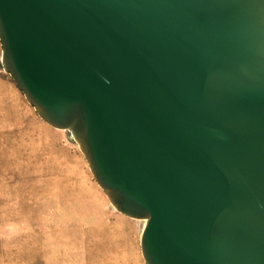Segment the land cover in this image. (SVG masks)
<instances>
[{"label":"water","instance_id":"water-1","mask_svg":"<svg viewBox=\"0 0 264 264\" xmlns=\"http://www.w3.org/2000/svg\"><path fill=\"white\" fill-rule=\"evenodd\" d=\"M0 41L146 264H264V0H0Z\"/></svg>","mask_w":264,"mask_h":264},{"label":"rangeland","instance_id":"rangeland-1","mask_svg":"<svg viewBox=\"0 0 264 264\" xmlns=\"http://www.w3.org/2000/svg\"><path fill=\"white\" fill-rule=\"evenodd\" d=\"M144 226L111 208L71 134L0 69V264H146Z\"/></svg>","mask_w":264,"mask_h":264},{"label":"bare ground","instance_id":"bare-ground-1","mask_svg":"<svg viewBox=\"0 0 264 264\" xmlns=\"http://www.w3.org/2000/svg\"><path fill=\"white\" fill-rule=\"evenodd\" d=\"M10 74V73H9ZM11 75V74H10ZM98 183V182H97ZM98 185H99V183H98ZM100 186V185H99ZM101 187V186H100ZM102 188V187H101ZM103 189V188H102ZM113 206H112V203H111V208H112ZM114 208V207H113ZM115 209V208H114Z\"/></svg>","mask_w":264,"mask_h":264}]
</instances>
